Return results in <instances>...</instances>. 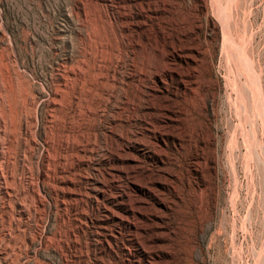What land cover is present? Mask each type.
I'll list each match as a JSON object with an SVG mask.
<instances>
[{
	"label": "rangeland",
	"instance_id": "rangeland-1",
	"mask_svg": "<svg viewBox=\"0 0 264 264\" xmlns=\"http://www.w3.org/2000/svg\"><path fill=\"white\" fill-rule=\"evenodd\" d=\"M9 263L264 264V0H0Z\"/></svg>",
	"mask_w": 264,
	"mask_h": 264
},
{
	"label": "bare ground",
	"instance_id": "bare-ground-1",
	"mask_svg": "<svg viewBox=\"0 0 264 264\" xmlns=\"http://www.w3.org/2000/svg\"><path fill=\"white\" fill-rule=\"evenodd\" d=\"M2 116V115H1ZM2 118V117H1ZM2 140V139H1ZM2 162V161H1ZM2 166V165H1ZM6 181V180H5ZM9 245V244H8ZM13 251V250H12ZM9 258V257H8ZM10 264V263H9Z\"/></svg>",
	"mask_w": 264,
	"mask_h": 264
}]
</instances>
